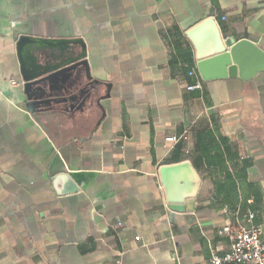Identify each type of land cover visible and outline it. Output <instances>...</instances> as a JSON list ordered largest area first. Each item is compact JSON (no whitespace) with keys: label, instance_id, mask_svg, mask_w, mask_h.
<instances>
[{"label":"crops","instance_id":"1","mask_svg":"<svg viewBox=\"0 0 264 264\" xmlns=\"http://www.w3.org/2000/svg\"><path fill=\"white\" fill-rule=\"evenodd\" d=\"M207 17L264 51V0H0V264H212L249 211L264 238V71L202 80L184 33ZM22 35L84 43L50 107H26ZM185 160L176 212L157 171Z\"/></svg>","mask_w":264,"mask_h":264},{"label":"water","instance_id":"2","mask_svg":"<svg viewBox=\"0 0 264 264\" xmlns=\"http://www.w3.org/2000/svg\"><path fill=\"white\" fill-rule=\"evenodd\" d=\"M196 60V69L202 80L239 77L248 79L264 71V51L248 39L235 41L224 36L217 21L207 17L185 31ZM17 52L26 107L40 110L53 101L47 97L58 82L71 71L81 67L87 70L85 46L79 40H50L22 35L18 39ZM158 177L165 202L170 210L184 212L186 201L194 199L201 180L190 162L185 160L161 165ZM58 195L78 191V185L68 172H59L52 178Z\"/></svg>","mask_w":264,"mask_h":264},{"label":"built area","instance_id":"3","mask_svg":"<svg viewBox=\"0 0 264 264\" xmlns=\"http://www.w3.org/2000/svg\"><path fill=\"white\" fill-rule=\"evenodd\" d=\"M196 74L195 70L189 71V75ZM14 85L15 82L12 81ZM201 89V84L187 86V90ZM168 140L175 142L176 138L170 137ZM254 213L247 212L245 218L248 225L237 224L235 227L224 226L219 230V234L229 238V249L219 255L211 253L210 262L212 264H264V238L263 229L259 224L252 223Z\"/></svg>","mask_w":264,"mask_h":264}]
</instances>
